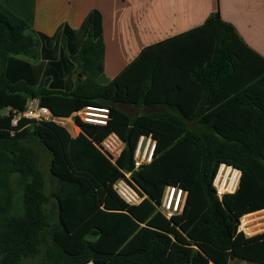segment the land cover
Instances as JSON below:
<instances>
[{"label":"trees","instance_id":"trees-1","mask_svg":"<svg viewBox=\"0 0 264 264\" xmlns=\"http://www.w3.org/2000/svg\"><path fill=\"white\" fill-rule=\"evenodd\" d=\"M104 58L98 13L80 31L64 26L49 38L0 0V264H264V232L238 233L245 216L264 211V59L219 13L145 49L106 86L98 83ZM29 99L61 118L107 107L111 120H76V137L53 123L13 127ZM111 133L126 144L115 163L97 147ZM150 135L155 158L135 171L138 141ZM37 146L51 156L49 179ZM222 163L242 178L219 201L212 183ZM127 173L149 198L139 206L113 191ZM168 186L188 193L171 220L155 206Z\"/></svg>","mask_w":264,"mask_h":264},{"label":"crops","instance_id":"crops-1","mask_svg":"<svg viewBox=\"0 0 264 264\" xmlns=\"http://www.w3.org/2000/svg\"><path fill=\"white\" fill-rule=\"evenodd\" d=\"M1 1L10 12L26 20L34 32L49 38L55 37L64 26L80 31L88 17L98 13L105 42L104 70L98 78L102 86L119 77L145 49L202 27L216 13L235 29L250 50L264 59V0ZM189 41L186 36L176 45ZM127 107L121 109L130 114ZM248 216H255L250 221H258L249 226L250 230L264 226V211ZM263 232L261 228L250 233V237Z\"/></svg>","mask_w":264,"mask_h":264},{"label":"built area","instance_id":"built-area-1","mask_svg":"<svg viewBox=\"0 0 264 264\" xmlns=\"http://www.w3.org/2000/svg\"><path fill=\"white\" fill-rule=\"evenodd\" d=\"M12 120V126L17 127L22 119L35 123H53L65 128L73 137L81 133V128L76 120L83 124L106 127L111 120V113L107 107L88 106L85 109L73 114L70 118H61L55 116L52 111L41 105L39 99H29L26 109L23 113L17 114ZM68 126H71L68 129ZM158 141L152 136H141L134 153V169L140 170L143 166L152 164ZM125 142L117 133L109 134L98 149L109 157L112 163H115L125 149ZM242 172L232 165L222 163L219 165L216 175L213 179V189L219 201H222L228 195H234L238 192L241 184ZM113 191L125 204L129 206H139L148 196L132 180V173H127L113 185ZM188 193L179 186H168L164 191L163 198L159 204H155L156 209L167 220L174 216L181 215L187 202ZM255 216H246L241 220L238 226V233H243L250 237L249 226L258 222ZM88 264H95L90 262Z\"/></svg>","mask_w":264,"mask_h":264},{"label":"rangeland","instance_id":"rangeland-1","mask_svg":"<svg viewBox=\"0 0 264 264\" xmlns=\"http://www.w3.org/2000/svg\"><path fill=\"white\" fill-rule=\"evenodd\" d=\"M126 109L133 116L149 112V111H146V110H139V109H134V108H130V107H127ZM152 111H155V110H152ZM70 127L71 126H68V129H70ZM37 147H38L40 155H41V167H42L43 171L45 172V174L47 175V177L49 179L50 178L49 177V170H50L51 156H50L49 152L44 149V147H42V146H37ZM48 207L52 208L53 211L56 213L55 202H54L53 199L50 200V204H49ZM55 221H56V215H55ZM261 228L263 229L264 226L258 227L256 229L249 230L247 232L248 233H252L254 231L260 230ZM23 264H45V263L43 262V258L42 257H37V258H34V259L26 260ZM234 264H254V263L236 261Z\"/></svg>","mask_w":264,"mask_h":264}]
</instances>
